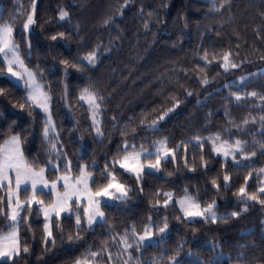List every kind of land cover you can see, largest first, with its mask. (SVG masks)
Returning <instances> with one entry per match:
<instances>
[{"label": "trees", "instance_id": "obj_1", "mask_svg": "<svg viewBox=\"0 0 264 264\" xmlns=\"http://www.w3.org/2000/svg\"><path fill=\"white\" fill-rule=\"evenodd\" d=\"M60 9L69 13L68 19L59 20ZM31 10L32 0H0L4 21ZM35 19L31 30L22 36L18 23L14 36L22 54L28 51L26 42L31 43L25 64L38 71L47 86L55 128L46 139L43 114L38 109L30 113L27 106L21 110L25 92L0 78V88L5 89L0 95V144L12 135H21L25 159L30 164L36 161L33 169L45 168L47 176L54 178L65 173V162H71L74 176L79 174L78 165H88L98 184L105 183L99 173L117 157L125 142L139 150L142 144L148 148L167 138L170 149L181 142L186 147H181L174 161L162 162L161 171L146 172L139 182L124 173L120 180L131 188L129 198L102 207L107 223L80 233L78 241L68 240L70 233L75 234L74 218L61 216L60 227H53L55 246H46L42 217L33 212L19 232L22 247L29 251H21L8 264H74L86 250L97 251L106 242L115 260L118 247L111 240L113 234L123 235L133 225L140 234L149 222L156 231L155 225L163 226L165 218L168 231L162 241L138 252L131 250L141 264L159 260L162 254L160 264H173L170 257L174 255L180 264H264V205L250 201L246 212L215 223L200 219L189 223L174 202L163 206V193H173L174 199L184 196L187 189L199 198L201 206L215 200L218 215H226L244 207L235 193L245 186L246 179L247 191H257L256 173L264 168V155L253 141L264 139L260 120L264 116L260 99L264 96V72L239 85L234 81L264 65V0H215L214 4L213 0H35ZM53 35L57 40L51 39ZM93 50L98 57L95 65L77 63ZM226 53L238 65L227 72L222 67ZM63 61L69 62L67 76ZM74 63L82 70L71 67ZM205 78L207 83H203ZM86 87L103 97L99 117L102 136L95 132L88 106L80 100ZM252 92L258 95H245ZM234 94L243 98L236 101ZM169 108L174 111L158 131L147 127ZM217 133L222 139L246 142L247 155L257 153L250 160L242 158L241 164L248 167H238L231 159L225 163L213 151L211 141L202 148L193 146L194 137ZM50 141L57 144L59 153L51 150ZM225 174L230 176L227 189ZM42 198L49 203V198ZM7 223L0 216V229L6 231ZM179 245L183 247L177 254ZM101 264H109L107 254Z\"/></svg>", "mask_w": 264, "mask_h": 264}, {"label": "snow or ice", "instance_id": "obj_2", "mask_svg": "<svg viewBox=\"0 0 264 264\" xmlns=\"http://www.w3.org/2000/svg\"><path fill=\"white\" fill-rule=\"evenodd\" d=\"M214 2L215 0H213V4ZM213 10L218 11V9L215 8ZM68 18L69 13L64 9H60L59 20L64 21ZM18 23L20 25L19 35L22 36L25 32L31 30L32 26L36 23L35 0H32V10L30 12H21L19 16L11 15L7 21H4L3 17L0 16V78L11 81L14 77L15 81L13 86L22 88L25 92V95L21 98L23 100V103L20 104L21 110L27 106L30 113L34 112L36 109H40L46 114L44 136L47 139L49 133L53 132L55 128L50 113L51 96L49 92L45 90L47 86L41 82V74L36 70L29 69L25 64V58L31 55V43L26 42L28 51L22 54L20 44L14 36V29ZM105 23H108V21H105ZM147 27L148 25L146 23L145 28ZM59 36L63 37L64 33H60ZM51 39L55 41L57 40V36L53 35ZM207 55L206 52L204 56L205 60ZM97 59V52L93 50L86 56L81 57L77 63L82 66L83 62L87 61L88 65H95ZM63 63L65 64L64 71L67 76L69 74V62L63 61ZM77 63L72 64L71 67L76 68L77 71L82 70V67H77ZM222 67L224 71L227 72L232 68L238 67V65L232 63L230 54L226 53L223 56ZM245 79L246 78L242 77L241 82ZM21 82L23 83L21 84ZM207 82L205 78L203 83ZM4 92L5 89L0 88V95H3ZM234 95L236 101H240L243 98L241 95ZM245 95L255 97L258 94L252 92ZM260 99L264 101V96H261ZM80 100L87 103L96 133L98 136H102L103 132L101 130V121L99 117L101 115V101L103 97L86 87L81 91ZM172 111H174V108H169L157 119H153L147 127L154 132L158 131L159 122L163 121ZM262 111H264V108H262ZM260 120L261 127L264 128V116H261ZM247 123L248 120L245 119L244 124L246 125ZM262 135H264V133H262ZM193 139L195 140V145H193L195 148H202L204 143L211 141L213 151L218 155H223L225 163H227L228 157H231L232 161L238 167H248L249 165H242L241 161L236 159L237 155H240L243 160H250L251 157L257 155L255 151H253L250 156L245 153V149L248 146L246 142L240 139L234 141L222 139L220 133L206 138L194 137ZM24 142L21 135H12L9 139L4 140L3 143L0 144V191L4 192V195L0 196V216L4 217L8 222L6 224L7 231L0 229V264H8V261L18 257L21 251L28 253V247H22L21 245L19 232L21 225L25 224L27 217L31 216L33 212L37 216L43 215L44 217L43 243L46 246H55L56 240L53 236V227L54 225L56 228L60 227L59 221L62 214H64V218H74L75 234L73 235L70 233L68 235V240L70 242L78 241L81 239L80 233L92 230L93 226L97 223H107V218L102 207H110L112 206L111 202H123L129 198L131 188L120 180V177H122L124 173L133 175L137 182H139L142 180L146 170L149 175L161 171L162 162L169 163L174 161L176 153L180 151L181 147H186L185 143L181 142V144L177 145L174 149H169L167 147V138L153 142L151 149L145 148L142 144L139 146V150H137L135 144L125 142L122 147L118 148L117 157H114L110 164L106 163L104 169L99 173L105 183H97L92 172L89 171L88 165H78L79 174L75 176L72 175L70 161L64 164L66 174L57 176L55 180L49 183L44 176L45 168H40L38 172L34 171L32 164H35L36 161L30 164L25 159L21 147ZM188 143L190 144L191 140L188 141ZM50 144L51 150L59 153L57 144L51 141ZM253 145H258L260 154L264 155V139L253 141ZM121 153L122 155H120ZM184 159L185 167H187V158L185 157ZM201 159H203V157H201ZM49 164H51V161H49ZM117 166L124 171L119 172ZM53 168L54 170H58V166H53ZM10 173H14V177L10 175ZM169 175H171V173H169ZM252 175L253 173L250 172L249 177ZM262 175H264V168H261L256 173L258 181L256 192L249 193L247 191L246 179L245 186H241L238 192L235 193L238 204L244 205L239 212L233 211L226 215H218V205L215 200H212L211 203L205 202L206 206L202 207L199 198L190 195L187 189L184 190V197L175 201L173 206L176 204L179 205V209L183 212V217L189 223L195 222V218H200V220L205 223H215L217 221L238 217L243 212L247 211L250 206V201H255L264 205V199L260 198L264 195V179H261ZM223 180L224 188L227 189L230 186L228 183L230 181V176L225 174ZM212 184L219 190L216 179L212 180ZM21 193L24 194L23 199L21 198ZM29 193L31 194L29 195ZM157 195L160 194L158 193ZM163 196L165 197L163 206L166 208L169 202L173 200V193L165 192ZM42 197L49 198V203L46 204L45 199ZM156 204L159 205L160 201L157 200ZM34 205L35 209L33 208ZM5 207L7 208V212H5ZM149 219L151 221V218ZM28 227L30 228L31 225L29 224ZM155 227L161 234L162 241L163 234L168 229L167 218H165L163 226L157 224ZM152 228L153 225L150 222L143 229V234L138 235L133 225L130 229H125L123 235L113 234L111 236V240L118 247L116 259L120 264H133V261H135L136 264H141L140 258L133 256L131 250L134 249L138 252L141 249L152 246ZM130 238L134 242H129ZM182 247V245L178 246L177 254ZM211 247L215 248V245L213 244ZM45 250L47 251L48 247H46ZM105 254H107V259L109 264H111L113 255L107 247V242L104 247L97 251H92L91 249L86 250L74 264H101ZM162 259L163 254L159 260L153 259L149 264H160V260ZM170 259L173 264H180V261L177 260L175 255L170 257Z\"/></svg>", "mask_w": 264, "mask_h": 264}, {"label": "rangeland", "instance_id": "obj_3", "mask_svg": "<svg viewBox=\"0 0 264 264\" xmlns=\"http://www.w3.org/2000/svg\"><path fill=\"white\" fill-rule=\"evenodd\" d=\"M29 68V67H28ZM30 69V68H29ZM260 72H264V65H262L261 67H259L257 70H255V71H253L252 73H245V74H242V75H240L235 81H234V84H236V85H239V84H241L242 82H241V78L242 77H244V78H250V76H256L258 73H260ZM245 79V80H246ZM14 81H15V78L13 77L12 79H11V82H13L14 83ZM244 82V81H243ZM23 82H21V84H22ZM82 101V100H81ZM82 102H84V101H82ZM85 103V102H84ZM86 105H87V103H85ZM88 106V105H87ZM42 114H43V117H44V120H45V116H46V114L43 112V111H41L40 109H38ZM90 119H91V113H90ZM91 122H92V120H91ZM162 121H160L159 122V124H158V127H159V125H160V123H161ZM150 124V123H149ZM46 126V125H45ZM92 126H93V123H92ZM93 128H94V130H95V127L93 126ZM95 132H96V130H95ZM10 138V137H9ZM8 138V139H9ZM163 140V139H162ZM156 141H160V140H156ZM153 144V143H152ZM152 146V145H151ZM151 146L150 147H148L149 149H151ZM170 149V148H169ZM215 154H217L216 152H215ZM218 155V154H217ZM219 156H221L222 158H224V156L223 155H219ZM225 159V158H224ZM228 159H231L232 160V158L231 157H228ZM236 159L237 160H242V157L241 158H237L236 157ZM154 162V161H153ZM242 162V161H241ZM34 171H39L40 169H33ZM146 172H147V170H146ZM155 173H158V172H155ZM64 174H66V173H63V174H57L54 178H49L48 176H47V174H46V172L44 173V176H45V179H47L48 181H49V183H51L53 180H55L56 179V177L57 176H61V175H64ZM10 175H12L13 177H14V173H10ZM261 179H264V175H262V178ZM13 185H14V179H13ZM62 190V189H61ZM184 196H182V197H177V198H174L172 201H170V202H174L175 203V201H178L179 199H181V198H183ZM115 202H118V201H114V202H111V204H113V203H115ZM176 206L179 208V205L178 204H176ZM202 207H204V206H202ZM180 210V209H179ZM181 211V210H180ZM182 212V211H181ZM183 213V212H182ZM62 216H64V214H62ZM41 217H42V220H43V225H44V217H43V215H41ZM195 219H200V218H195ZM150 223V222H149ZM148 223V224H149ZM147 224V225H148ZM152 224V223H151ZM8 230V229H7ZM6 230V231H7ZM152 231H153V236H152V241H153V243L152 244H157L158 242H160L161 241V234L159 233V231L158 230H156V231H154L153 230V228H152ZM167 231H168V229H167ZM167 231L163 234V239L166 237V234H167ZM143 234V232L142 233H140V234H138V235H142ZM129 242H134L131 238H130V241ZM124 258H126V257H124ZM112 262H115V263H117L118 262V260L116 259V257H115V260H113Z\"/></svg>", "mask_w": 264, "mask_h": 264}]
</instances>
